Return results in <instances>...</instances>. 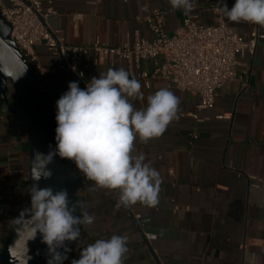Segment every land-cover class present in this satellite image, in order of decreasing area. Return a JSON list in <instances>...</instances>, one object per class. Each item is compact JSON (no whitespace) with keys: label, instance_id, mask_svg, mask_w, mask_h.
<instances>
[{"label":"crops","instance_id":"crops-1","mask_svg":"<svg viewBox=\"0 0 264 264\" xmlns=\"http://www.w3.org/2000/svg\"><path fill=\"white\" fill-rule=\"evenodd\" d=\"M213 1L197 0L195 8L185 14L183 9H173L168 0H55L57 12L48 25L59 30L70 45L91 46L100 41L120 47L132 44L136 32L152 38L146 23L139 20L145 16L144 7L163 10L164 29L172 33L188 15L213 23L214 13L209 10ZM226 3L230 9L235 0ZM228 23L246 39L254 32L260 38L254 54L237 56L238 76L219 89L212 109L198 111L197 96L167 87L163 78H152L149 87L137 79L145 99L143 103L134 100L136 108L146 107L147 97L161 88L180 99L177 118L162 136L147 142L137 136L134 142L133 154L143 156L160 173L156 206L117 207L119 190L89 191L94 182L85 180L74 163L78 215L87 210L95 219L91 225L80 226V237L64 264L78 259L81 249L97 239L113 235L128 237L125 264H244L248 254H255L253 264H264V27ZM36 51L41 70L31 66L43 98L55 112L56 101L68 91L70 82L78 81L84 89L83 82L109 68L129 73L125 60L110 63L90 51L82 61L81 80L62 68L61 59L45 47L37 46ZM149 66L142 63L145 69ZM29 143L28 120L10 89L8 102L0 100V204H8L5 215H0V251L13 225L4 220L17 216L26 196ZM135 213L148 219L144 227L138 225ZM148 234L157 237L149 240Z\"/></svg>","mask_w":264,"mask_h":264},{"label":"clouds","instance_id":"clouds-1","mask_svg":"<svg viewBox=\"0 0 264 264\" xmlns=\"http://www.w3.org/2000/svg\"><path fill=\"white\" fill-rule=\"evenodd\" d=\"M173 9L190 13L197 0H168ZM217 8L231 22L252 23L264 27V0H235L229 9L226 0H217ZM141 83L130 78L124 68H109L92 77L86 88L72 81L56 101V150L47 155L39 151L32 158L33 180H47L53 175L48 167L55 156L75 163L87 181L94 182L89 191L119 190L117 207L137 203L156 206L162 179L160 173L134 155V142H145L163 135L170 122L177 118L180 99L169 89L161 88L147 97V106L136 108L133 101L145 99ZM29 214L32 239L39 233L48 246L47 264H64L70 251L65 242L78 241L80 226L94 223L87 210L76 214L75 204L66 189L51 186L29 189ZM83 208V205H81ZM128 237L113 235L97 239L82 248L71 264H125ZM63 249V251H61ZM255 254L244 257V264H253Z\"/></svg>","mask_w":264,"mask_h":264},{"label":"built area","instance_id":"built-area-1","mask_svg":"<svg viewBox=\"0 0 264 264\" xmlns=\"http://www.w3.org/2000/svg\"><path fill=\"white\" fill-rule=\"evenodd\" d=\"M54 2L0 0V12L12 25L11 38L35 70H41L36 47L43 46L61 59L62 68L83 80L82 61L93 51L110 63L115 59L125 60L130 76L144 81L147 87L152 78H163L167 81V87L197 96L198 111L214 107L219 89L238 76L237 56L254 54L260 38L257 32L249 39L234 32L228 19L218 10L217 0H214L209 7L214 13V22L211 24L198 22L195 16L188 15L179 28L167 33L164 29L165 12L144 7L145 16L139 17V20L146 23L151 39L136 32L132 44L126 43L120 47H110L100 41L91 46L70 45L59 30L48 25L49 18L57 12ZM143 62L149 63L148 69L142 67ZM33 72L36 73L34 69ZM88 82H83L85 87ZM193 116L199 119L197 114ZM7 207L6 203L0 204V215H5ZM134 218L140 227H144L148 221L140 213H135ZM4 221L13 224L16 217L5 218ZM156 237V234H148L149 240H155Z\"/></svg>","mask_w":264,"mask_h":264},{"label":"water","instance_id":"water-1","mask_svg":"<svg viewBox=\"0 0 264 264\" xmlns=\"http://www.w3.org/2000/svg\"><path fill=\"white\" fill-rule=\"evenodd\" d=\"M11 32L12 25L0 12V100L8 102V93L12 89L21 103L29 123L30 168L26 196L0 251V264H47L48 246L39 233L32 239L31 221L25 211L31 206L28 189L34 183H38L41 188L51 186L54 190L66 189L69 200L76 206L78 215L76 170L73 161L62 159L57 155L48 165L53 173L50 179L41 178L37 182L32 178L34 153L39 151L47 155L50 151L56 150V112L43 98L33 69L11 38ZM65 244L71 251L74 241H66Z\"/></svg>","mask_w":264,"mask_h":264}]
</instances>
